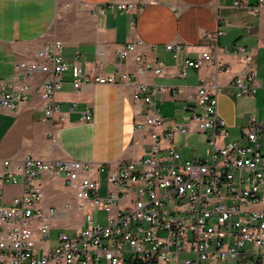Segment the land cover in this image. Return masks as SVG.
I'll return each instance as SVG.
<instances>
[{
    "label": "built area",
    "instance_id": "2783aa9c",
    "mask_svg": "<svg viewBox=\"0 0 264 264\" xmlns=\"http://www.w3.org/2000/svg\"><path fill=\"white\" fill-rule=\"evenodd\" d=\"M263 3L260 0L251 11L258 14ZM116 6L121 12L137 10L132 2L110 5ZM138 44L142 41L117 49V57L128 58ZM216 48L215 53L209 50L196 59L186 58L185 67L218 65ZM166 49L179 60L185 46L171 42ZM235 52L246 63L245 71L233 79L235 95L255 96L264 89L255 54L243 46ZM135 59L138 66L133 76L164 72L162 62L152 63L141 53ZM71 64L64 57V41L52 30L34 59L19 61L13 77L0 80V108L13 110L26 102L36 76L44 74L40 95L45 119L53 127L49 134L54 137L55 129L66 123L73 110L64 111L56 99ZM73 77L77 91L87 83L117 84L114 74L97 76L79 60L73 63ZM120 77L122 82L131 79L122 71ZM164 90L156 84L135 88L133 99L144 106L145 118L136 122L133 141L147 140L144 155L138 158L110 163L30 155L18 160L0 158V184L23 187L9 204H0V264H264V116L253 117L238 140H229L228 124L219 113L220 87L202 80L185 107L190 122L167 129V119L155 101ZM83 119L91 120V113L86 111ZM177 134L201 135L198 146L203 143L208 156L184 159L175 147ZM103 173L107 175L105 195L100 193ZM43 177L59 179L75 190L77 207L85 218L76 235L58 228V209L43 206ZM95 211L107 212L105 223L95 218ZM55 228L59 230L57 246L38 243L37 237L49 241Z\"/></svg>",
    "mask_w": 264,
    "mask_h": 264
},
{
    "label": "crops",
    "instance_id": "0c3cea01",
    "mask_svg": "<svg viewBox=\"0 0 264 264\" xmlns=\"http://www.w3.org/2000/svg\"><path fill=\"white\" fill-rule=\"evenodd\" d=\"M237 1L0 0V80L13 77L19 61L34 59L35 51L49 40V33L54 30L64 41L65 59L72 63L64 73V84L56 99L64 111L73 108L66 123L56 128L51 137L53 127L45 119L40 95L45 75L38 74L26 102L13 110L0 108V158L18 160L30 155L40 159L110 163L144 155L147 140L140 144L133 141L136 122L145 118L144 106L133 99L138 84L166 87L157 93L155 101L167 119L166 128L170 129L174 123L190 122L191 114L185 107L202 80L216 83L220 87L219 113L228 124L230 136L238 140L253 117L260 119L263 107L257 105V98L264 89L255 96L236 97L233 79L245 71L246 63L235 50L243 46L255 54L258 79L264 85V3L256 14L251 8L258 6L260 0H240V5ZM120 2H132L137 10L121 12L117 6L110 7ZM219 32L216 40H212ZM138 41L142 44H138L135 53L122 60L117 57V49ZM171 42L185 46L179 60L166 49ZM217 46L218 65L185 67L186 58L196 59L209 50L215 53ZM137 53L152 63H164V72L157 75L148 71L133 76L138 66ZM76 60L97 76L114 74L117 84L87 83L77 91L73 87ZM121 71L131 79L122 82ZM86 111L92 115L89 121L83 119ZM190 137L175 136L176 150L184 159L183 150L190 146ZM40 182L44 190L43 206L58 209V228L76 235L83 229L85 218L77 207L75 190L59 179L43 177ZM0 188L3 189L0 204H9L23 190L21 185L11 183H2ZM52 231L53 238L43 242L37 237L38 243L57 246L59 230Z\"/></svg>",
    "mask_w": 264,
    "mask_h": 264
},
{
    "label": "rangeland",
    "instance_id": "374dc122",
    "mask_svg": "<svg viewBox=\"0 0 264 264\" xmlns=\"http://www.w3.org/2000/svg\"><path fill=\"white\" fill-rule=\"evenodd\" d=\"M264 93L260 92L257 98V105L259 107H263V103H264ZM264 116V112H263V108H262V114L259 115V118H263ZM231 139H236L235 137H231L229 138V140ZM189 144L190 146L185 147L183 150V153L185 154L184 157L186 160L192 159L194 157H206L209 154V150L207 148H205V145L202 143L198 146V143H201L203 141L201 135H192L189 139ZM194 146H198V150L194 151L193 147ZM56 182V181H55ZM106 190H107V176L106 174H102L101 175V195H105L106 194ZM94 216L97 220H100L102 222H106L107 219V212L106 211H95L94 212ZM53 232V231H52ZM67 232L69 234H75V232L67 230ZM54 237V232L51 234V238ZM101 264H107L105 261H102Z\"/></svg>",
    "mask_w": 264,
    "mask_h": 264
}]
</instances>
